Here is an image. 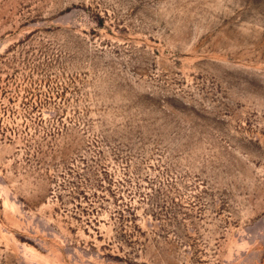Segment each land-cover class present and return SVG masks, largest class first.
I'll return each instance as SVG.
<instances>
[{
	"label": "rangeland",
	"instance_id": "obj_1",
	"mask_svg": "<svg viewBox=\"0 0 264 264\" xmlns=\"http://www.w3.org/2000/svg\"><path fill=\"white\" fill-rule=\"evenodd\" d=\"M0 264H264V0H0Z\"/></svg>",
	"mask_w": 264,
	"mask_h": 264
}]
</instances>
